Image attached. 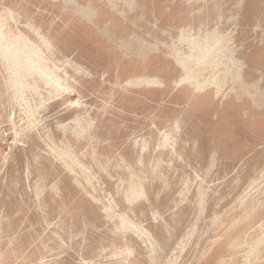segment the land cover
<instances>
[{"label":"rangeland","instance_id":"374dc122","mask_svg":"<svg viewBox=\"0 0 264 264\" xmlns=\"http://www.w3.org/2000/svg\"><path fill=\"white\" fill-rule=\"evenodd\" d=\"M0 264H264V0H0Z\"/></svg>","mask_w":264,"mask_h":264}]
</instances>
